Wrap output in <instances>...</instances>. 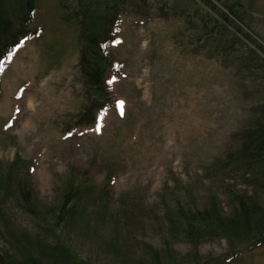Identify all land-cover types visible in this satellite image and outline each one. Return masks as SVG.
<instances>
[{
	"label": "rangeland",
	"instance_id": "obj_1",
	"mask_svg": "<svg viewBox=\"0 0 264 264\" xmlns=\"http://www.w3.org/2000/svg\"><path fill=\"white\" fill-rule=\"evenodd\" d=\"M131 1L149 5L151 14L142 19L129 8L110 46L126 65L112 84L116 103L98 127L67 131L88 103L80 26L70 16L78 0H37L31 26L41 32L9 55L0 75V252L20 261L38 236L92 264H264V242L227 260L247 240L219 236L195 246L174 219L180 204L204 208L214 200L229 215L236 194L264 207V185L221 161L264 101V78L178 47L193 33L185 14L229 13L236 4L242 20L234 22L264 48V0H210L217 11L201 0ZM18 176L32 181L39 211L58 213L69 190L74 216L52 228L54 214L41 223L13 196L5 201L4 185ZM82 177L90 182L81 193L75 184Z\"/></svg>",
	"mask_w": 264,
	"mask_h": 264
},
{
	"label": "trees",
	"instance_id": "obj_2",
	"mask_svg": "<svg viewBox=\"0 0 264 264\" xmlns=\"http://www.w3.org/2000/svg\"><path fill=\"white\" fill-rule=\"evenodd\" d=\"M201 1L217 11L210 0ZM78 6L79 10L74 7L70 11V16L77 17L80 26L81 46L78 67L88 103L83 106L75 122L67 124V131L89 125L98 127L99 116L110 105L116 103L112 84L124 75L126 65L110 46L115 41L118 26L128 15L129 8L134 10L135 16L142 19L151 14L149 5L138 4L131 0H78ZM228 8L229 13L218 11L216 15L200 9L185 14V22L193 33L188 36L187 43L179 42V52L188 56L202 54L209 59L217 58L225 66L236 65L239 72L264 78L258 73L259 70H264V55L259 54L257 49L264 52V48L234 22L232 16L242 20L238 5H228ZM36 12L37 0H0V75L9 55L25 39L41 32L39 28L33 29L31 26ZM163 15L168 17V12H164ZM247 42H252L257 47L254 45L250 47ZM1 92L0 77V95ZM252 113L251 121L233 134L232 143L221 161L222 167L228 166L232 171L242 170L251 175L249 177L251 183L264 185V101L256 105ZM31 168L32 166L29 167V173ZM90 170H93L91 165L86 171ZM86 182H90V179L82 177L76 182L79 192H86L84 189ZM3 189L7 195L5 201L8 197L15 198L18 206L29 214L39 217L41 223L47 224V215L54 214L52 228L66 225L76 213L77 203L74 204L76 197L69 190L61 203V210L53 213L54 210L51 209L39 211L36 204L37 197L34 195L35 187L28 177L18 176L14 181L10 180L4 185ZM107 190L109 187L106 188ZM234 198L237 206L229 215L221 212L215 200L204 208L186 209L180 204L179 215L174 218L178 233L195 246L204 238L219 236L230 238L234 235L238 241L247 240L246 244L233 250L227 260L257 244L261 245L264 242V207L251 195L236 194ZM21 235L25 240L30 239L26 234ZM36 238L32 246L26 245L30 251L21 255L20 261L8 260L14 257L6 255L7 252H0V264H92L63 242H42L40 237Z\"/></svg>",
	"mask_w": 264,
	"mask_h": 264
}]
</instances>
